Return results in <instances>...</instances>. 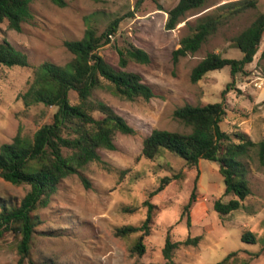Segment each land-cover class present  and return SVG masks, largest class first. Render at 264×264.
Wrapping results in <instances>:
<instances>
[{
  "label": "rangeland",
  "instance_id": "obj_1",
  "mask_svg": "<svg viewBox=\"0 0 264 264\" xmlns=\"http://www.w3.org/2000/svg\"><path fill=\"white\" fill-rule=\"evenodd\" d=\"M64 7L51 0H36L31 8L34 17L17 31L6 20L1 24L0 41L6 39L29 56L30 66L0 64V146L10 142L20 128L28 135L38 128L44 106L27 108L20 94L29 86L37 67L45 61L65 64L72 52L65 42L80 39L89 23L104 30L109 22L120 17L118 32L99 52L108 62L120 68V50L135 46L145 50L150 62L130 61L127 70L139 73L154 89L150 100H127L106 90L96 95L124 116L135 133H118L116 148L102 149L101 159L91 162L84 170L90 180L87 188L79 174H73L59 184L49 205L38 209L40 223L34 233L31 251L22 264H216L236 251L230 264H264V167L260 164L257 147L243 157L246 177L252 194L243 205L226 216L214 209L224 195L226 184L219 163L201 159L189 167L179 155L162 148L154 159L142 155L143 141L154 129L187 131L175 118V110L185 104L204 105L224 101L227 115L222 129L247 131L259 142L264 139V38L254 61L246 73L232 76L230 67L207 73L198 82L191 80L193 67L209 52L225 57L241 58L242 51L231 45V38L247 27L258 14L264 13V0L257 8L231 19L194 54L174 60L182 36L189 32V23L197 16L224 2L209 0L203 10L189 15L174 29H168V11L179 0H66ZM258 81L262 86L255 85ZM229 91L223 95V90ZM74 97V94H73ZM50 108L46 121H50ZM184 170L183 179L172 181L162 191L151 195L166 175ZM197 178V181H196ZM197 186V199L189 212L184 207ZM29 185H15L0 177V198L17 203ZM156 204L151 233L145 237L146 252H132L140 232L118 236L116 229L124 225H140L147 214L143 202ZM134 208L129 211L126 208ZM137 207V210H136ZM191 216V226L187 224ZM251 231L256 242L243 240ZM200 236L196 245H181L171 259L163 248L167 237L173 241L188 236ZM20 237L7 233L0 239V264H19Z\"/></svg>",
  "mask_w": 264,
  "mask_h": 264
},
{
  "label": "trees",
  "instance_id": "obj_2",
  "mask_svg": "<svg viewBox=\"0 0 264 264\" xmlns=\"http://www.w3.org/2000/svg\"><path fill=\"white\" fill-rule=\"evenodd\" d=\"M34 1L36 0H0V31L1 24L6 20L10 28L20 31L23 23L34 17L31 8ZM51 1L61 7L67 4L66 0ZM145 1L147 0H136L137 4ZM208 1L179 0L168 11L166 27L176 28L191 13L203 10ZM257 6L258 0H233L202 13L196 17L194 23L187 20L189 32L182 36L180 46L174 52L175 62L199 51L220 27ZM120 21V17L112 19L104 30L95 23H89L80 39L65 42L73 57L65 64L51 61L40 64L28 88L19 96L27 108L39 104L44 106L41 119L37 122L38 128L33 135L25 134L20 128L12 141L0 146V177L15 185H29V189L17 203L0 198V239L7 233L20 237L19 264L30 254L34 233L41 221L36 211L49 205L62 180L79 174L89 188L91 183L83 170L91 162L101 159L102 149L116 148L115 137L118 133H135V129L124 116L97 97V91L106 90L127 100H150L155 96L152 86L139 73L126 69L130 61L150 62V56L145 50L135 46L121 49L120 68L108 62L99 52L118 32ZM263 38L264 13H260L231 38V45L242 51L241 58L209 52L193 67L191 80L198 82L210 71L226 66L230 67L233 77L246 73L247 66L254 61ZM261 56L264 57V48ZM0 64L9 67L30 66V61L25 51L4 39L0 41ZM229 87L223 90L224 96ZM50 108L55 111L51 120L46 121L45 117ZM174 115L188 130L154 129L143 141L142 155L154 160L160 150L165 148L183 158L189 167L198 165L201 159L217 161L226 184L224 195L233 197L228 201L216 199L214 209L221 216L238 210L243 201L252 194L243 157L257 147L260 164L264 167V139L256 142L247 131L222 129L221 123L227 115L224 101L204 105L185 104L178 107ZM184 177V170L164 176L151 195L159 193L172 181ZM196 189L197 186L192 190L184 212H189L196 201ZM143 205L147 207V214L142 224L124 225L116 229V234L122 237L141 233L132 247V252L139 255L146 252L144 239L151 233L157 208L149 199ZM126 209L134 210L130 207ZM187 224H192L190 215ZM242 238L248 242L257 241V236L251 231L245 232ZM199 240L200 236L189 235L184 240L173 241L168 236L163 253L167 259H171L174 251L181 245H196ZM261 251H264V243ZM236 253L230 252L216 264H230ZM240 264L249 262L244 260Z\"/></svg>",
  "mask_w": 264,
  "mask_h": 264
},
{
  "label": "built area",
  "instance_id": "obj_3",
  "mask_svg": "<svg viewBox=\"0 0 264 264\" xmlns=\"http://www.w3.org/2000/svg\"><path fill=\"white\" fill-rule=\"evenodd\" d=\"M255 85H257V86H262V85H263V82H261V85H260L259 82L256 81V82H255Z\"/></svg>",
  "mask_w": 264,
  "mask_h": 264
}]
</instances>
